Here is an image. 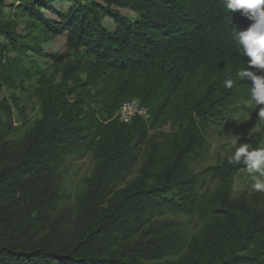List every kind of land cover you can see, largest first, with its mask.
Wrapping results in <instances>:
<instances>
[{"label":"trees","instance_id":"trees-1","mask_svg":"<svg viewBox=\"0 0 264 264\" xmlns=\"http://www.w3.org/2000/svg\"><path fill=\"white\" fill-rule=\"evenodd\" d=\"M10 1L25 20V34L15 32L0 0V36L7 43L0 47V83L33 81L41 115L17 149L7 137L19 102L0 100V210L26 202L66 156L89 154L95 166L79 200L85 227L62 243L50 234L18 242L23 229L10 230L0 214V264H264V203L258 209L244 196L231 198L233 178L245 166L224 161L210 168L217 187L205 198H198L188 166L203 146L200 125L221 117L235 85L251 86L223 84L248 67L234 37L251 21L230 13L223 0ZM57 37L65 51L47 53L41 46ZM42 60L50 66H40ZM133 100L151 114V125L163 108L171 110L175 133L166 152L148 139L147 121L116 119L120 105ZM257 111L248 115L258 119ZM139 152L136 179L102 206L107 186L130 174ZM134 208L147 217L199 211L210 223L178 259L161 261L172 247L165 234L156 237L160 231L144 246L118 242ZM106 242L114 250L99 248Z\"/></svg>","mask_w":264,"mask_h":264},{"label":"rangeland","instance_id":"rangeland-1","mask_svg":"<svg viewBox=\"0 0 264 264\" xmlns=\"http://www.w3.org/2000/svg\"><path fill=\"white\" fill-rule=\"evenodd\" d=\"M96 1L103 4V0ZM11 4L10 0H4L3 11L12 23L15 32L24 35L25 20L15 15V11L8 7ZM121 13L130 18L134 17L127 10H122ZM47 16L50 17L48 14ZM6 44L0 36V47ZM41 47L47 53H63L65 40L62 37L50 38ZM8 57L13 56L10 54ZM40 66L48 68L50 65L48 61L42 60ZM35 87L36 84L33 81L24 83L16 81L13 85L0 83V100H10L14 97L19 102V108L13 109L12 129L7 137V140L12 142L17 149L23 146L34 122L40 119V109L34 96ZM248 90L249 87L235 85L234 95L222 110L221 117L200 125L204 139L203 146L188 160V166L198 184L196 191L198 198L210 196L217 187V181L210 176L209 170L228 161V157L235 150L231 143L233 139L239 136L238 143H250L253 147L264 145V123L248 115V111L258 110L260 106L256 109L247 103ZM147 123L148 139L157 144L163 153L166 152L171 137L175 133L171 110L163 108L154 125H151L152 116L149 113ZM141 156V152L137 153L130 174L123 180L118 179L107 186L102 206H107L108 201L112 200L119 190L126 188L128 183L136 179ZM94 166L95 163L89 154L66 156L60 163L51 167L43 187L31 193L26 202L16 205L11 210H0L4 223L12 226V228L9 227L10 230L16 229L20 232L19 228H22L24 231L15 241L36 243L50 234L53 237L56 236L54 239L58 243H62L66 242L76 231L83 229L87 220L80 211L79 200L88 190V181L93 176ZM252 182L246 170L237 173L232 182L231 198L236 200L244 196L250 206L260 209L264 203V193L255 192L251 188ZM124 218L126 223L119 230L124 239L118 240L119 243L131 245L142 243L140 246H144L152 238L154 232H161L156 235L157 238L165 234L168 241L166 244L172 249L164 255L161 261L178 259L189 242L197 238L210 223L209 217L199 211L192 216L166 212L147 217L143 211L134 208ZM159 244L161 243L157 242L155 245ZM99 248L109 251L114 250L115 245L112 242H106ZM154 262L147 261L146 263Z\"/></svg>","mask_w":264,"mask_h":264},{"label":"clouds","instance_id":"clouds-1","mask_svg":"<svg viewBox=\"0 0 264 264\" xmlns=\"http://www.w3.org/2000/svg\"><path fill=\"white\" fill-rule=\"evenodd\" d=\"M225 8L230 12L239 11L251 23L236 32L235 41L238 50L248 58L247 65L236 73L235 80L229 76L224 87L231 89L237 81H250L247 103L257 109V117L264 123V0H223ZM252 69L261 70L257 74ZM240 137L232 140L235 149L228 157L229 164H243L252 178L251 188L255 192L264 193V145L253 147L250 143H238Z\"/></svg>","mask_w":264,"mask_h":264},{"label":"built area","instance_id":"built-area-1","mask_svg":"<svg viewBox=\"0 0 264 264\" xmlns=\"http://www.w3.org/2000/svg\"><path fill=\"white\" fill-rule=\"evenodd\" d=\"M135 117H140L145 121L149 120V113L136 100L122 103L116 113V119L120 123L127 124Z\"/></svg>","mask_w":264,"mask_h":264}]
</instances>
